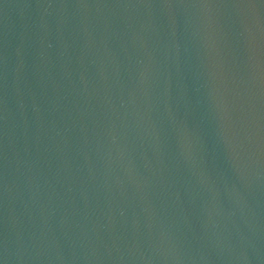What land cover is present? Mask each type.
<instances>
[{
	"label": "water",
	"instance_id": "obj_1",
	"mask_svg": "<svg viewBox=\"0 0 264 264\" xmlns=\"http://www.w3.org/2000/svg\"><path fill=\"white\" fill-rule=\"evenodd\" d=\"M0 264H264V0H0Z\"/></svg>",
	"mask_w": 264,
	"mask_h": 264
}]
</instances>
